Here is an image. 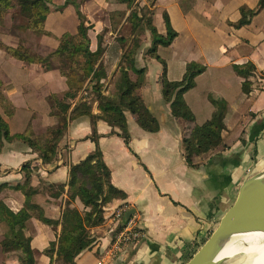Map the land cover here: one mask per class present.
Wrapping results in <instances>:
<instances>
[{"label":"crops","instance_id":"obj_1","mask_svg":"<svg viewBox=\"0 0 264 264\" xmlns=\"http://www.w3.org/2000/svg\"><path fill=\"white\" fill-rule=\"evenodd\" d=\"M65 1L52 0L44 21L50 35H41L39 46L54 50L63 33L77 31L76 6L92 26L91 50L96 49L99 40L111 44L119 30L128 31L131 10L144 11L137 5L151 11L152 25L161 35H166L167 16L175 36L168 45L157 47L159 59L146 53L151 45L147 29L135 54V65L145 68L143 102L159 128L155 132L144 130L126 111L129 139L125 142L116 133L118 127L80 115L69 121L56 160L46 163L23 142H5L0 151V185H4L0 198L13 210L24 205L23 194L13 186L22 181L21 167L26 161L35 167L34 186L42 182L67 184L70 166L98 147L111 184L125 197L105 208L104 222L91 228L93 246L77 255L76 264H138L149 260L154 264H182L215 228L241 183L264 169V91L259 86V78L264 76V0H133L129 4L118 0H70L72 3L57 9ZM241 20L243 23L237 25ZM1 40L12 46L18 44V40ZM162 62L170 81L182 79L189 63L204 67L195 77L194 86L183 93L193 122L175 118L170 104L164 101ZM0 80L14 106L12 116L6 118L11 134L22 132L28 124L35 133L51 124L46 97L66 89L59 71L28 66L0 50ZM246 81L251 84L244 92ZM212 98L226 102L221 132L224 146L205 156H193L190 164L185 158L183 138L193 125L211 118L215 110ZM98 112L94 103L91 113ZM65 192L57 197L44 192L33 200L43 207L46 217L59 220ZM74 205L83 209L78 200ZM116 207L122 208L124 217L128 211L135 215L141 236L125 244L112 258L101 260L111 243V215ZM27 228L37 264H50L42 251L56 241L60 225L44 224L33 215ZM0 264L21 263L16 258L2 257Z\"/></svg>","mask_w":264,"mask_h":264},{"label":"trees","instance_id":"obj_2","mask_svg":"<svg viewBox=\"0 0 264 264\" xmlns=\"http://www.w3.org/2000/svg\"><path fill=\"white\" fill-rule=\"evenodd\" d=\"M118 1L129 4L133 0ZM51 2L52 0H0V19L10 9L17 8L19 15L26 19L25 25H19L20 28L29 29L38 35H50L44 28V21ZM70 3L72 1L67 0L57 9L61 10ZM146 10L147 16L142 10L132 9L127 17L130 23L128 31L119 30L111 44H103L99 40L95 50L90 49L89 31L92 26L78 6L77 31L63 33L58 38L57 47L46 55L36 54L20 43L12 46L0 41V50L6 55L28 66L39 65L43 71L56 68L66 84L65 90L46 97L52 122L42 133H35L28 124L22 132L11 134L6 118L12 116L14 106L4 93L0 80V151L5 142L21 141L37 154L42 163L53 162L59 154L60 141L69 121L80 115H89L93 122L100 119L111 127H118L119 131L116 133L125 142L129 139L126 111L135 116L144 130L157 131L158 121L141 95L145 68L135 65V54L140 47L144 30H149L151 35V45L146 53L156 59H159L157 47L168 45L175 32L165 15L166 35L159 34L152 25L151 11ZM119 22L121 21L118 24ZM242 23L241 20L237 25ZM54 58L58 59L57 64H54ZM162 63L161 86L164 101L170 104L175 118L193 122L194 116L183 99V93L194 86L195 77L204 67L189 63L182 79L170 81L165 76L166 68ZM250 84L249 81L243 84L244 92L249 90ZM211 100L215 107L211 118L202 124L193 125L183 138L185 158L190 164L193 156H205L217 147L224 146L221 132L225 127L226 102L215 98ZM94 103H97L99 110L97 114L91 113ZM21 172L23 179L13 188L23 194L24 205L13 210L0 198V258H16L21 264H37L35 251L31 247V236L27 234V222L35 215L44 224L54 227L60 225L56 241L42 251L49 257L50 264H76L77 255L93 246L95 237L91 228L104 222L105 208L112 201L125 197L121 190L111 184L109 169L102 159L101 151L96 147L94 152L71 165L67 184L42 182L38 187L34 186L32 182L36 175L31 161L22 165ZM3 186L0 185V189ZM44 192H49L54 197L66 193L67 198L59 220L46 217L43 207L33 200L36 195ZM76 200L81 202L82 210L74 205ZM196 250L188 253L184 261Z\"/></svg>","mask_w":264,"mask_h":264},{"label":"water","instance_id":"obj_3","mask_svg":"<svg viewBox=\"0 0 264 264\" xmlns=\"http://www.w3.org/2000/svg\"><path fill=\"white\" fill-rule=\"evenodd\" d=\"M263 174L264 169L258 170L241 183L234 201L220 217L215 228L182 264H234L243 257V254L235 253L221 257L223 249L229 244H245V235L264 234V215L257 211V203L263 192V183L259 178ZM130 215L131 211H128L125 217L128 218ZM138 264L154 262L149 260Z\"/></svg>","mask_w":264,"mask_h":264},{"label":"rangeland","instance_id":"obj_4","mask_svg":"<svg viewBox=\"0 0 264 264\" xmlns=\"http://www.w3.org/2000/svg\"><path fill=\"white\" fill-rule=\"evenodd\" d=\"M137 8H143V13H147L146 6H138ZM147 16V14H146ZM26 19L19 15L17 8L10 9L7 13L2 15V18L0 19V41L1 38H6L8 40H18V43L21 45H26L28 48H30L32 51H34L36 54L39 55H46L50 53L52 50H50L49 46L41 47L39 46V38L41 35L36 34L35 32L29 30L20 28L19 25H25ZM126 32V30L122 29L120 32ZM4 42V41H3ZM6 43V42H4ZM54 64L58 63V59L54 58ZM55 71H58L56 68L52 69ZM44 130L38 129L37 134L42 133Z\"/></svg>","mask_w":264,"mask_h":264},{"label":"built area","instance_id":"obj_5","mask_svg":"<svg viewBox=\"0 0 264 264\" xmlns=\"http://www.w3.org/2000/svg\"><path fill=\"white\" fill-rule=\"evenodd\" d=\"M140 2L142 0H136ZM259 86L264 91V76L259 78ZM111 220L113 222V230L111 234V243L107 250H105L103 258H112L122 247L130 241L137 240L141 236V230L137 224L135 215H130L128 218L124 217L122 208L116 207L112 211Z\"/></svg>","mask_w":264,"mask_h":264},{"label":"bare ground","instance_id":"obj_6","mask_svg":"<svg viewBox=\"0 0 264 264\" xmlns=\"http://www.w3.org/2000/svg\"><path fill=\"white\" fill-rule=\"evenodd\" d=\"M259 179L263 183V192L257 203V211L264 215V174ZM244 239L245 244L227 245L220 256L242 253L243 257L234 264H264V234L253 233L245 235Z\"/></svg>","mask_w":264,"mask_h":264}]
</instances>
